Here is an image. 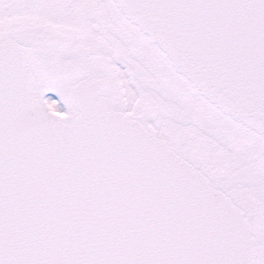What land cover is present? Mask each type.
<instances>
[{"label":"snow or ice","instance_id":"snow-or-ice-1","mask_svg":"<svg viewBox=\"0 0 264 264\" xmlns=\"http://www.w3.org/2000/svg\"><path fill=\"white\" fill-rule=\"evenodd\" d=\"M0 264H264V0H0Z\"/></svg>","mask_w":264,"mask_h":264}]
</instances>
